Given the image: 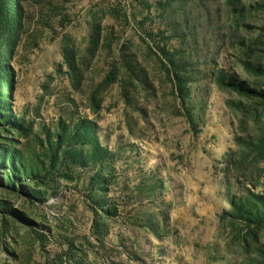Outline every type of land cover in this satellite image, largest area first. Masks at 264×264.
Returning a JSON list of instances; mask_svg holds the SVG:
<instances>
[{"label":"rangeland","instance_id":"1","mask_svg":"<svg viewBox=\"0 0 264 264\" xmlns=\"http://www.w3.org/2000/svg\"><path fill=\"white\" fill-rule=\"evenodd\" d=\"M0 264H264V0H0Z\"/></svg>","mask_w":264,"mask_h":264}]
</instances>
